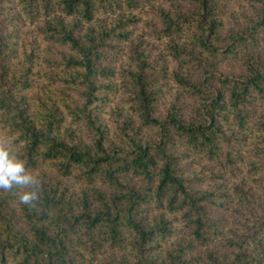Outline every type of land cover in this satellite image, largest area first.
I'll return each instance as SVG.
<instances>
[{
    "label": "trees",
    "instance_id": "1",
    "mask_svg": "<svg viewBox=\"0 0 264 264\" xmlns=\"http://www.w3.org/2000/svg\"><path fill=\"white\" fill-rule=\"evenodd\" d=\"M0 142V264H264V0H0Z\"/></svg>",
    "mask_w": 264,
    "mask_h": 264
},
{
    "label": "clouds",
    "instance_id": "2",
    "mask_svg": "<svg viewBox=\"0 0 264 264\" xmlns=\"http://www.w3.org/2000/svg\"><path fill=\"white\" fill-rule=\"evenodd\" d=\"M41 183L25 162L0 142V190L13 193L20 204L35 208L40 200Z\"/></svg>",
    "mask_w": 264,
    "mask_h": 264
},
{
    "label": "rangeland",
    "instance_id": "3",
    "mask_svg": "<svg viewBox=\"0 0 264 264\" xmlns=\"http://www.w3.org/2000/svg\"><path fill=\"white\" fill-rule=\"evenodd\" d=\"M33 28V25H25L20 27V33L25 34L27 31Z\"/></svg>",
    "mask_w": 264,
    "mask_h": 264
}]
</instances>
